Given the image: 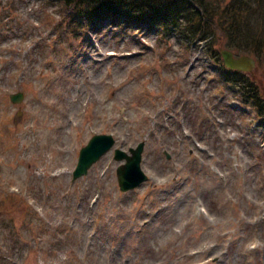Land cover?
<instances>
[{
  "label": "rangeland",
  "instance_id": "rangeland-1",
  "mask_svg": "<svg viewBox=\"0 0 264 264\" xmlns=\"http://www.w3.org/2000/svg\"><path fill=\"white\" fill-rule=\"evenodd\" d=\"M66 13L0 0V264H264V129L208 58L224 44L106 24L80 39ZM99 132L145 140L146 182L119 191L114 147L71 180Z\"/></svg>",
  "mask_w": 264,
  "mask_h": 264
},
{
  "label": "trees",
  "instance_id": "trees-1",
  "mask_svg": "<svg viewBox=\"0 0 264 264\" xmlns=\"http://www.w3.org/2000/svg\"><path fill=\"white\" fill-rule=\"evenodd\" d=\"M61 1L68 8L71 26L94 29L105 22H122L126 26L159 29L166 35L185 32L188 40L222 39L234 51L252 52L264 65V0ZM236 86L264 122V102L255 82L242 76Z\"/></svg>",
  "mask_w": 264,
  "mask_h": 264
},
{
  "label": "water",
  "instance_id": "water-1",
  "mask_svg": "<svg viewBox=\"0 0 264 264\" xmlns=\"http://www.w3.org/2000/svg\"><path fill=\"white\" fill-rule=\"evenodd\" d=\"M224 63L230 68H235L237 70H251L254 61L248 56L233 57L232 53L228 50L221 51ZM13 100H19L21 94L12 95ZM111 137L109 136H94L90 139L89 143L83 147L80 151L78 165L74 171V176H77L86 171V168L98 158V156L109 147ZM142 144L133 151L131 157H127V162L118 168V175L120 176V184L122 189H127L135 186L143 178L140 168V150ZM117 156L120 158L124 156L122 153H117Z\"/></svg>",
  "mask_w": 264,
  "mask_h": 264
}]
</instances>
